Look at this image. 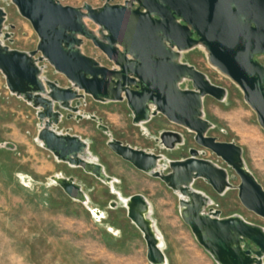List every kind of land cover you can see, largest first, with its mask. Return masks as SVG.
<instances>
[{"label":"water","instance_id":"1","mask_svg":"<svg viewBox=\"0 0 264 264\" xmlns=\"http://www.w3.org/2000/svg\"><path fill=\"white\" fill-rule=\"evenodd\" d=\"M10 1L30 21L39 39L31 51L7 45L13 32L7 30V11L0 6V71L8 90L36 109V141L41 147L57 161L94 175L117 195L120 201L111 200L110 206L122 204L126 209L146 241L149 262L169 264L151 217L152 203L142 193L122 195L115 187L117 178L93 154L90 141L70 128L58 129L65 119L96 121L108 135L107 145L114 153L173 189L179 196L181 217L217 264H264V227L239 214L221 216V210L212 207V197L194 187L198 178L218 194L235 187L241 203L264 218V187L248 168L242 146L208 134L214 123L205 118V97L222 101L227 88L182 60L183 52L202 45L208 61L239 86L264 129V64L256 58L264 54V0H106L98 7L88 2L73 6L60 0ZM85 40L100 49L109 64L86 54L82 48ZM49 67L63 74L69 85L49 78ZM184 81H190L192 87H182ZM88 97L98 102L125 101L135 125L164 115L194 132L202 149L191 147L189 156L167 159L163 153L124 143L113 136L102 117L85 110ZM156 142L173 150L185 138L180 131L163 129ZM2 145L16 148L13 142ZM206 150L236 172L240 178L237 186L225 167L199 157ZM51 180L98 219L105 217L103 209L90 206V196L75 176L56 173Z\"/></svg>","mask_w":264,"mask_h":264},{"label":"rangeland","instance_id":"2","mask_svg":"<svg viewBox=\"0 0 264 264\" xmlns=\"http://www.w3.org/2000/svg\"><path fill=\"white\" fill-rule=\"evenodd\" d=\"M60 1L73 6L88 2L98 7L106 0ZM124 1L111 0L114 3ZM0 6L7 11V30L13 32V40L5 43L11 48L34 50L39 38L30 21L10 0H0ZM89 26L96 28L91 22ZM82 48L86 54L109 64L104 53L91 41L85 40ZM256 58L264 64V54ZM182 60L205 72L213 83L227 88L228 95L222 101L205 97V118L214 123L208 134L242 146L248 168L264 187V129L256 112L245 101L239 86L208 61L202 45L183 52ZM46 75L59 80L62 85H69L68 79L52 67ZM181 86L191 88L192 84L184 81ZM97 102L88 97L85 110L102 117L113 136L124 143L163 153L167 159L187 157L191 147L202 149L195 141L194 132L170 122L164 115L135 125L125 101L106 105ZM66 120H71L74 131L90 141L93 154L105 165L107 172L117 178L115 187L122 195L142 193L150 200L151 217L163 235L169 264H217L181 217L179 196L173 189L160 178L136 169L116 155L107 145L108 135L98 128L96 121L91 118L65 119L61 124L64 127ZM38 122L36 109L10 93L0 71V264H151L142 232L127 216L126 209L122 205L110 206L111 200L120 201L117 195L94 175L81 167L57 161L51 152L41 147L36 141ZM163 129L180 131L185 138L184 144L173 150L161 148L156 137ZM5 142H13L16 148L3 146ZM199 157L225 167L233 185L239 184L236 172L212 151L206 150ZM58 171L77 175V181L90 196V206L105 210V217L98 219L85 204L71 199L56 185L51 176ZM194 187L212 197V207L221 210V216L239 214L264 227V218L241 203L237 188L218 194L203 178L196 179ZM109 226L118 229L119 233L109 231Z\"/></svg>","mask_w":264,"mask_h":264},{"label":"crops","instance_id":"3","mask_svg":"<svg viewBox=\"0 0 264 264\" xmlns=\"http://www.w3.org/2000/svg\"><path fill=\"white\" fill-rule=\"evenodd\" d=\"M98 103V105L99 104H104V105H106L107 103H111V102H97ZM116 103V102H115ZM117 103H124V102H117ZM95 112H97V111H95ZM106 113L107 114H110V115H113L114 113H112V112H108V111H106ZM75 121H77V120H75ZM66 122H67V124H66V126L64 127L63 125H61V126H59L58 127V129L59 130H62V131H66L68 128H70L71 129V132L72 133H74V134H78V135H80V136H82L83 137V135H81L80 133H78L77 131H74V127H73V125H71V120H66ZM39 129V128H38ZM37 132H38V130H37ZM84 138V137H83ZM48 153H50L49 151H47ZM48 156H49V154H47ZM117 155V154H116ZM120 157V156H119ZM121 158V157H120ZM123 159V158H122ZM124 160V159H123ZM126 161V160H125ZM127 163H129L131 166H133L130 162H128L127 161ZM134 167V166H133ZM136 168V167H135ZM137 169V168H136ZM139 170V169H138ZM55 173H64L63 171H58V172H55ZM64 174H66L67 176H76V178H77V180H79L78 179V177H77V175H75V174H72V173H64ZM120 205H122V204H119L118 206H120ZM98 208H100V207H98ZM113 208H115V207H113ZM102 209V208H101ZM105 211V210H104ZM105 215H106V211H105ZM135 225V224H134ZM110 228H113L114 230H116V231H112ZM109 231H111V232H113L114 234H118L119 233V230L118 229H116V228H114L113 226H109Z\"/></svg>","mask_w":264,"mask_h":264},{"label":"bare ground","instance_id":"4","mask_svg":"<svg viewBox=\"0 0 264 264\" xmlns=\"http://www.w3.org/2000/svg\"><path fill=\"white\" fill-rule=\"evenodd\" d=\"M157 232H158V236L160 238V244H161V246L164 247V238H163V235L161 234V232L158 229H157Z\"/></svg>","mask_w":264,"mask_h":264},{"label":"built area","instance_id":"5","mask_svg":"<svg viewBox=\"0 0 264 264\" xmlns=\"http://www.w3.org/2000/svg\"><path fill=\"white\" fill-rule=\"evenodd\" d=\"M11 93V92H10ZM12 94V93H11Z\"/></svg>","mask_w":264,"mask_h":264}]
</instances>
